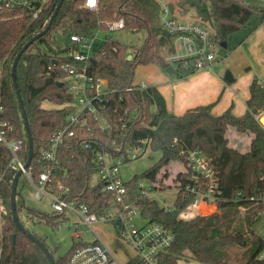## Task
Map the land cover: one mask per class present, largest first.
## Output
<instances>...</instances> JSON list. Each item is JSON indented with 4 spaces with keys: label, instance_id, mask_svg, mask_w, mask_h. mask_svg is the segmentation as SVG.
<instances>
[{
    "label": "trees",
    "instance_id": "1",
    "mask_svg": "<svg viewBox=\"0 0 264 264\" xmlns=\"http://www.w3.org/2000/svg\"><path fill=\"white\" fill-rule=\"evenodd\" d=\"M58 3L59 0H51L37 19L24 9H15L4 11L0 20V58L5 62L0 81V117L12 127L8 139L23 141L19 154L24 161H27L29 150L27 132L11 68L23 45L46 28ZM84 3L85 0H64L48 33L28 47L16 68L17 84L33 136L30 167L34 179L39 178L48 164L39 159L40 149L49 148L54 132L64 124L71 111L70 106L43 107L45 101L63 106L73 100L65 82L68 73L61 68L66 58L59 51L76 47L68 40L71 34L90 37L100 31L105 35L104 41L88 61L87 73L95 79L106 80L109 89L116 91L107 98L106 116L112 128L103 132L92 120L91 132L67 140L58 152L60 165L66 173L54 172L50 183L54 188L58 183L63 184L69 188L70 198L86 204L90 212L102 214L111 205L113 195L103 192L101 184L93 183L96 173L94 154L82 149L80 143L83 140L106 142L116 139L115 154L125 156L127 147L147 145L151 151L161 154L160 159L124 184L134 199H140L142 215L163 224L175 235L173 244L162 255L161 264H178L187 251L204 264H259L256 256L263 243L252 226L263 209L260 198L264 192V126L258 117L264 112V83L253 77L247 109L241 116L234 115L232 107L221 115H214L212 109L218 100L175 115L168 111L164 97L155 87L126 91L134 85L139 67L152 64L164 69L168 67L165 55L172 51V41L162 31L159 0H99L94 10L85 8ZM167 5L179 18L193 15L208 24L216 45L225 43L231 34L245 27L254 14L264 20V10L245 0H170ZM120 18L124 19V30L146 33L143 44L134 52H129L126 44L110 35V26ZM60 82L63 85L60 86ZM123 119L127 121L126 128H122ZM229 127L251 135L248 150L241 151L229 144L226 136ZM195 149L200 150L217 171L219 200L216 212L186 220L179 213L192 195L185 202L178 195L172 210L162 207L151 197H140L142 180L151 184L147 192H164L195 183L198 177L188 159V153ZM10 159L9 150L0 143V198L6 207V212L0 215V264H51L38 245L14 222L11 192L16 172L8 166ZM174 161L181 163L184 169L174 172L167 168ZM163 169L166 170L162 173ZM241 207L245 208L243 215H240ZM23 209L40 223L52 227L58 225V216L25 205L18 181L17 213L22 225L29 230L21 217ZM12 234L15 235L13 245ZM37 237L50 250L57 264H67L68 251L56 258L46 241ZM232 248L242 249V252L236 251L232 255L228 252Z\"/></svg>",
    "mask_w": 264,
    "mask_h": 264
},
{
    "label": "built area",
    "instance_id": "2",
    "mask_svg": "<svg viewBox=\"0 0 264 264\" xmlns=\"http://www.w3.org/2000/svg\"><path fill=\"white\" fill-rule=\"evenodd\" d=\"M99 0H85L84 7L96 9ZM51 0H0V20L7 10L24 9L33 19H37L44 12ZM160 24L162 31L172 41V51L165 55V62L172 66L178 73L193 74L203 70H213L216 62V44L213 41V31L208 24L197 18H179L175 16L169 6L161 3ZM124 19L120 18L110 26V31L123 29ZM97 31L93 36L71 34L68 36L70 43L76 47L61 52L66 60L61 68L68 73L65 78L68 93L73 97L70 103L64 104L71 107L64 124L57 129L51 140L49 148H42L39 159L46 160L47 165L40 173L38 179H34L33 171L25 163L19 152L23 148L22 140H9L8 132L12 130L10 124L0 117V143L9 150L11 159L9 168L14 172L21 171V176L34 188L31 194L35 199L47 197L52 207L51 214L58 216L57 227L75 226L74 235L78 239L68 250L67 264H161L162 255L171 247L175 240L174 233L161 223L154 222L142 215L140 199H134L120 177V167L126 159H136V152L145 153L147 145L138 148L127 147V156L115 154L117 141L83 140L81 148L94 154L96 173L93 183L101 184L102 191L112 193L113 200L109 208L102 214L90 212V208L76 198H70V190L63 184H56V188L50 183L54 172L66 173L60 165L58 158L59 149L74 140L84 132H91V121L97 122L101 131H110L112 124L106 116L108 96L116 92L109 89L108 82L104 79H95L87 73V64L95 50L101 43ZM4 59L0 58V81L4 73ZM56 65V63H54ZM71 78L70 80H67ZM146 81L135 82L126 91L134 89H148ZM264 114V112L262 113ZM261 114V115H262ZM261 115L258 117L260 118ZM127 127V121L123 119L122 128ZM70 141V142H71ZM184 152L182 151L181 154ZM188 159L198 179L195 183H188L185 187L177 188V197L181 196L185 202L192 195L186 206L180 211L182 219H192L197 216L210 215L218 208V175L214 165L198 149L188 153ZM20 176V177H21ZM2 176L0 177L1 180ZM149 181L142 180L139 183L140 197L153 198V194L159 191L147 192ZM177 199V198H176ZM262 212H264V192L261 195ZM173 205L167 210L174 209ZM6 212V207L0 198V215ZM75 220L71 224L70 216ZM79 221L85 224L94 233L95 238L91 242L81 239ZM143 223L139 224L138 222ZM112 223L116 230L117 246L122 247L126 253V260L121 261L115 251L111 249L93 229L94 224ZM263 247L258 252L256 260L264 264V234L261 236Z\"/></svg>",
    "mask_w": 264,
    "mask_h": 264
},
{
    "label": "rangeland",
    "instance_id": "3",
    "mask_svg": "<svg viewBox=\"0 0 264 264\" xmlns=\"http://www.w3.org/2000/svg\"><path fill=\"white\" fill-rule=\"evenodd\" d=\"M168 1L170 0H159V3L160 5L161 3L167 5ZM245 2L253 6H259L264 10V0H245ZM187 17L195 18L193 15H189ZM110 35L119 42L126 44L129 52H134L135 49L139 48L143 44L146 37L145 32L133 33L124 29L111 31ZM104 36V33L99 34L98 43H102L104 41ZM240 42L242 45L240 44ZM215 54L216 63H219V66H216L214 68L212 78L214 76L221 77V79L223 80L222 86H225L224 92L222 93L218 103H221L223 100L225 101L226 99H228V101L231 100L232 104L233 99L236 107L238 109H243L242 112L244 113L246 105L244 98H246V94L248 92V80L252 72L250 71L251 69H249V66H251L252 70H255L257 72V76L253 73L255 77H258L259 73L264 75V24L262 23V17L258 14H254L245 27L231 34L225 43L216 46ZM142 70V67H139L136 71V83L140 82L141 80ZM228 72H230L235 78H237L236 85L234 84V82H227L224 80L225 75ZM248 72L250 73L247 74ZM212 78L210 81L208 80L209 85H212L213 83ZM70 79L71 78L67 80ZM43 107L47 109L62 108V106L53 105V103L47 101L43 103ZM233 110H235V107L233 108ZM225 111L222 112L224 113ZM214 115L218 114L214 112ZM263 119L264 114H262L259 118L261 124ZM226 136L229 140V144L232 147L237 148L241 151H245L250 148L252 137L249 133L239 132L235 127H229ZM136 154L138 155L136 159L125 162L120 167V177L123 181H128L134 175L144 173L149 168H151L160 159L161 156L159 152H153L150 149H148L145 153L136 152ZM167 168H171L174 172H179L184 169L181 163L175 161L172 162L171 165ZM165 170L166 169H163L162 173L165 172ZM161 177L162 176L160 174L158 178L160 179ZM19 191L22 194V198L26 206L45 213L52 212V207L50 204L51 202L49 198L44 197L42 199H35L31 196V194L34 192V188L30 184V182L24 178V176H21L19 178ZM176 198V189H169L164 192L159 191L153 194V199L157 200L159 204L164 208H171L174 205ZM239 211L240 215H243V213L245 212V208L241 207ZM69 216L71 218V224H73L75 220L71 217V215ZM21 217L23 218L24 224L26 227H28L30 232L43 238L46 241L48 247L53 251L56 258L63 256L72 247V245H74V243L78 241V239L74 235L75 226H67L65 224H63V226L60 228L48 226L45 223H40L30 218L27 215L25 209L21 211ZM138 223L141 224L143 222L140 221ZM78 225L80 227L81 239L84 242L93 241L95 238L94 233H92V231L81 221H79ZM93 229L103 239V241L115 251L117 257L121 261L126 260L127 256L125 250L122 247L117 246L116 230L112 223H97L93 225ZM252 230L257 236H263L264 212H262L259 219L253 224ZM63 240H66V242L63 243ZM236 251L242 252V249L232 248L228 250V252H230L232 255ZM178 264L204 263L196 260L192 256L191 252L187 251L183 256H181V258H179Z\"/></svg>",
    "mask_w": 264,
    "mask_h": 264
},
{
    "label": "crops",
    "instance_id": "4",
    "mask_svg": "<svg viewBox=\"0 0 264 264\" xmlns=\"http://www.w3.org/2000/svg\"><path fill=\"white\" fill-rule=\"evenodd\" d=\"M262 23L264 24L263 19H262ZM216 66L218 67L219 63L215 62L214 68ZM141 67L143 69L141 71V76H142L141 80L146 81L149 87H155L162 94V96L165 99L168 111L175 115H181L186 110L199 105H206V104L214 103L217 100L219 101L225 89V86H222L223 80L221 79V77L214 76L212 78L214 68L213 70H203L193 74L178 73L177 75H174L167 73L165 69L159 65L152 64ZM249 69H251L250 71L252 72L248 80V92L246 94V98H244L245 104H246V100L250 96L251 81L253 77H255V75L257 76V72L255 70H252L251 66H249ZM249 73L250 72H248L247 74ZM232 77H233L232 82H234V84L236 85L237 78H235L233 75ZM211 78L213 79V83L212 85H209L208 80L210 81ZM256 78L260 82L264 83L263 74L259 73L258 77ZM217 103L212 109L213 114L215 112L218 115H221L223 113L222 111H225L230 107H232V113L236 116H241L246 112V105H245V112L243 113L242 112L243 109H238L233 99H232V104H231V100L228 101V99H226L225 101L223 100L221 103L218 104ZM234 107L235 110H233ZM262 122L264 123V119L262 120Z\"/></svg>",
    "mask_w": 264,
    "mask_h": 264
},
{
    "label": "water",
    "instance_id": "5",
    "mask_svg": "<svg viewBox=\"0 0 264 264\" xmlns=\"http://www.w3.org/2000/svg\"><path fill=\"white\" fill-rule=\"evenodd\" d=\"M64 2V0H59V3L57 4L55 11L53 13V15L51 16L50 20L48 21V24L46 26V28L41 31L40 33L34 35L33 37H31L21 48V50L18 52L15 60L13 61L12 64V68H11V78H12V82L14 85V88L16 89V96H17V100H18V104L20 107V110L22 112V117H23V122H24V127L26 129L27 132V141H28V158L27 161L25 163V168L27 169L30 166V163L33 159V151H34V143H33V136L31 134L30 131V126L28 123V117L26 114V109L18 88V84H17V79H16V68L18 65V61L20 59V57L22 56V54L28 49V47H30L36 40H38L40 37L44 36L45 34L48 33V31L50 30L59 10L60 7L62 5V3ZM61 53V51H59V54ZM128 59H131V56H128ZM56 63V62H54ZM165 71L169 74H174L177 75L178 72L176 69H174L172 66H168ZM225 80L227 82H232L233 81V77L231 75L230 72H228L225 75ZM59 85H63V83H59ZM21 176V171L17 172L14 176L13 182H12V192H11V208H12V214H13V219L14 222L17 226V228L23 233L25 234L31 241H33L35 244L38 245V247L43 251V253L45 254V256L48 258V260L50 261L51 264H57L53 255L51 254L50 250L46 247V245L32 232H30L29 230H27L21 223L18 213H17V188H18V181L19 178ZM14 240H15V235L12 234L10 236V241H11V245L14 244ZM66 240H63V243H65Z\"/></svg>",
    "mask_w": 264,
    "mask_h": 264
},
{
    "label": "bare ground",
    "instance_id": "6",
    "mask_svg": "<svg viewBox=\"0 0 264 264\" xmlns=\"http://www.w3.org/2000/svg\"><path fill=\"white\" fill-rule=\"evenodd\" d=\"M263 123V122H262Z\"/></svg>",
    "mask_w": 264,
    "mask_h": 264
}]
</instances>
